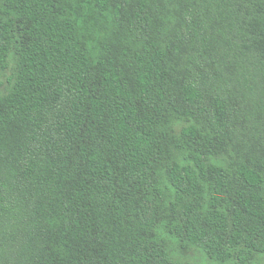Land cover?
Returning a JSON list of instances; mask_svg holds the SVG:
<instances>
[{
    "label": "trees",
    "instance_id": "obj_1",
    "mask_svg": "<svg viewBox=\"0 0 264 264\" xmlns=\"http://www.w3.org/2000/svg\"><path fill=\"white\" fill-rule=\"evenodd\" d=\"M9 69L0 264H264V0H0Z\"/></svg>",
    "mask_w": 264,
    "mask_h": 264
},
{
    "label": "rangeland",
    "instance_id": "obj_2",
    "mask_svg": "<svg viewBox=\"0 0 264 264\" xmlns=\"http://www.w3.org/2000/svg\"><path fill=\"white\" fill-rule=\"evenodd\" d=\"M13 64V62L11 63ZM10 69L6 73L2 74L0 77V94L5 91L7 85V76L10 74ZM178 257L183 261H188L193 264H217L214 261L210 260L202 251L200 250H189L186 253L178 252Z\"/></svg>",
    "mask_w": 264,
    "mask_h": 264
}]
</instances>
